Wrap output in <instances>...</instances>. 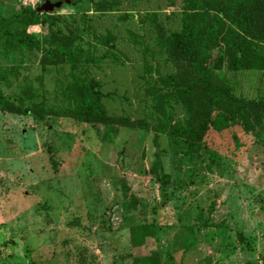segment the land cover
<instances>
[{"label": "rangeland", "instance_id": "rangeland-1", "mask_svg": "<svg viewBox=\"0 0 264 264\" xmlns=\"http://www.w3.org/2000/svg\"><path fill=\"white\" fill-rule=\"evenodd\" d=\"M89 5L78 7L86 13ZM180 5H126L125 11L135 6L136 13L97 31L100 37L118 35L115 58L83 64L74 74L67 65L43 67L38 51L9 56L0 46L3 94L45 111L42 117L0 111V264H133V256L154 253L161 264H264V132L254 137L240 128L210 131L201 151L188 154L180 140L157 136L146 113L145 66L163 75L169 69L153 53L152 31L138 16L156 11L175 30ZM72 8L58 10L66 15L59 16L61 23L73 17H67ZM0 11L12 15L21 5L0 0ZM131 29L142 33L139 41L129 38ZM93 34L79 33L99 57L104 50ZM74 77L102 84L108 116L147 119L149 126L118 128L111 140L98 127V141L92 130L59 114L76 108L68 90ZM226 80L246 95L260 91L259 74L239 82L228 74ZM157 160L166 185L151 174Z\"/></svg>", "mask_w": 264, "mask_h": 264}, {"label": "trees", "instance_id": "trees-1", "mask_svg": "<svg viewBox=\"0 0 264 264\" xmlns=\"http://www.w3.org/2000/svg\"><path fill=\"white\" fill-rule=\"evenodd\" d=\"M45 1L36 8L21 6V11L12 15L0 11L2 52L10 56L25 50L38 51L43 67L67 65L72 74L83 64L115 58L118 35L112 32L100 37L97 31L102 32V26L111 23L109 20H127L129 14L136 13L133 10L136 8L125 11L124 7L138 3V0H60L64 5L71 1V8H76L75 13L67 16L73 17L64 18L61 23L59 16L66 15L58 10L51 14L37 12ZM82 2H88L92 11L81 12L78 6ZM180 4L175 30L167 28L156 11L140 12L138 16L152 31L153 53L159 54L169 69L163 75L159 68L146 65L141 78L146 113L155 124L157 136L180 140L188 147V154L201 151L210 131L222 133L240 128L245 134L258 137L264 132V0H180ZM121 11L128 13L121 16L118 14ZM95 16L97 22L93 21ZM93 23H96L94 27ZM60 24H64L63 29ZM32 27H39L42 33H31ZM81 31L86 35L94 33L96 47L104 50L99 57L93 55L92 48L88 49L91 44L80 37ZM129 34L135 41L142 36L132 29ZM228 74L238 82L240 78L251 81L259 74L260 91L254 96L251 92L240 93L235 84L226 80ZM2 80L0 76V111L44 116L42 105L26 106L23 101L17 105L5 96ZM68 90L76 108L63 111L60 116L77 120L86 127L85 132L92 130L100 142L103 139L98 127H104L107 140H111L118 128H147L150 124L147 119L135 121L127 116H108L103 104V86L95 79L84 81L74 77ZM49 112L53 111L46 114ZM162 172L161 162L155 161L151 174L166 185L169 179ZM161 194L167 201L164 192ZM121 207L125 212L128 209L126 203ZM105 214L110 212L106 210ZM132 259L133 264H161L155 253Z\"/></svg>", "mask_w": 264, "mask_h": 264}, {"label": "water", "instance_id": "water-1", "mask_svg": "<svg viewBox=\"0 0 264 264\" xmlns=\"http://www.w3.org/2000/svg\"><path fill=\"white\" fill-rule=\"evenodd\" d=\"M71 1H67L66 4H70ZM64 5V2H52L51 0H46L39 8H37V12L41 14H51L56 10H59Z\"/></svg>", "mask_w": 264, "mask_h": 264}, {"label": "built area", "instance_id": "built-area-1", "mask_svg": "<svg viewBox=\"0 0 264 264\" xmlns=\"http://www.w3.org/2000/svg\"><path fill=\"white\" fill-rule=\"evenodd\" d=\"M21 6L23 7H32L36 8L38 5L42 3V0H17ZM36 28V29H33ZM39 27L30 28V32L33 33L35 30H38Z\"/></svg>", "mask_w": 264, "mask_h": 264}, {"label": "crops", "instance_id": "crops-1", "mask_svg": "<svg viewBox=\"0 0 264 264\" xmlns=\"http://www.w3.org/2000/svg\"><path fill=\"white\" fill-rule=\"evenodd\" d=\"M77 1H80V0H77ZM83 1H85V0H83ZM88 3V2H87ZM89 6H91V5H89Z\"/></svg>", "mask_w": 264, "mask_h": 264}]
</instances>
